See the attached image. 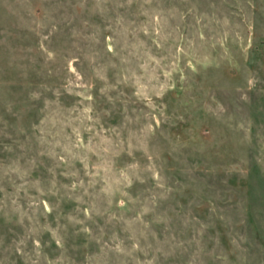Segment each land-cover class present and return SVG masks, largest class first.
<instances>
[{
    "label": "rangeland",
    "instance_id": "rangeland-1",
    "mask_svg": "<svg viewBox=\"0 0 264 264\" xmlns=\"http://www.w3.org/2000/svg\"><path fill=\"white\" fill-rule=\"evenodd\" d=\"M0 264H264V0H0Z\"/></svg>",
    "mask_w": 264,
    "mask_h": 264
}]
</instances>
